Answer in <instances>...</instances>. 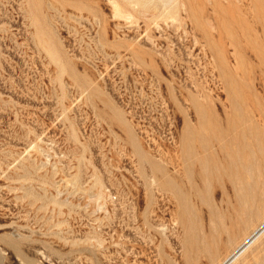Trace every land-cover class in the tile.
I'll return each mask as SVG.
<instances>
[{
    "label": "rangeland",
    "instance_id": "1",
    "mask_svg": "<svg viewBox=\"0 0 264 264\" xmlns=\"http://www.w3.org/2000/svg\"><path fill=\"white\" fill-rule=\"evenodd\" d=\"M249 185L264 0H0V264H217Z\"/></svg>",
    "mask_w": 264,
    "mask_h": 264
},
{
    "label": "bare ground",
    "instance_id": "2",
    "mask_svg": "<svg viewBox=\"0 0 264 264\" xmlns=\"http://www.w3.org/2000/svg\"><path fill=\"white\" fill-rule=\"evenodd\" d=\"M209 169V168H208ZM210 170V169H209ZM208 170V171H209ZM264 194V187L259 188L255 186H247L245 191H241L238 196V201L233 205L231 214L227 211L224 214L223 218V226L221 230H225L229 232L232 228L239 223V220L248 212L252 211L255 203L258 201L259 196ZM237 212V213H236ZM241 213V216H238ZM225 220V221H224ZM222 232V231H221ZM264 232V216L259 219V222L253 224L251 230L247 231L243 238L238 241L234 247L222 258L217 264H230L233 260L237 258L254 240H256L259 235ZM217 236H207L203 238L200 246H199V253L207 251L213 244L217 241ZM190 250L186 248L184 251L183 257L185 258L184 261H188Z\"/></svg>",
    "mask_w": 264,
    "mask_h": 264
}]
</instances>
